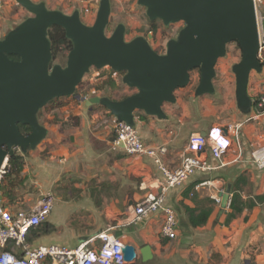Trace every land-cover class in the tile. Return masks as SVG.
Returning <instances> with one entry per match:
<instances>
[{
    "label": "crops",
    "instance_id": "crops-1",
    "mask_svg": "<svg viewBox=\"0 0 264 264\" xmlns=\"http://www.w3.org/2000/svg\"><path fill=\"white\" fill-rule=\"evenodd\" d=\"M260 59L264 61V51ZM253 78L251 72L250 88ZM254 81L255 88H264V65L261 72H256ZM257 93V90L253 95L249 93L253 102ZM90 96L93 95L86 98ZM68 101L41 109L38 118L47 130L46 136L35 149L25 154L19 152L25 162L22 181L9 186L13 200L2 197L12 210L30 208L42 194L52 193L56 197L47 220L30 236L33 245L74 246L93 233L115 226V233L138 250L140 264H264V201L246 209L229 224L224 222L229 207L219 215L224 183L225 188L229 182L232 186L240 174L247 176L242 191L244 200L264 193V160H257V150L264 146V107L252 109L249 114L240 111L237 127L242 128L241 145L231 146L221 159L208 151L212 170L197 172L180 187H164L162 172L154 158L129 155L123 147L115 146L117 119L104 106L86 107L78 95L73 102ZM174 103L164 104L163 119L142 111L135 113V125L145 144L166 146L162 159L170 169L177 168L186 154L189 132L193 129H188L189 125L201 126L199 131L207 133L215 126H227L210 124L205 115L201 120H191L186 104L184 114L175 121ZM4 183L8 181L5 179ZM151 191L163 194L166 204L176 210L175 239L160 234L161 215L150 216L136 225H121L128 205ZM209 198L215 203L208 221L192 226L186 207L211 206L209 201L205 203ZM145 245L151 247L152 257L143 261L141 250Z\"/></svg>",
    "mask_w": 264,
    "mask_h": 264
},
{
    "label": "water",
    "instance_id": "water-1",
    "mask_svg": "<svg viewBox=\"0 0 264 264\" xmlns=\"http://www.w3.org/2000/svg\"><path fill=\"white\" fill-rule=\"evenodd\" d=\"M16 1L32 16L0 38V166L10 156L38 146L47 133L38 119L39 111L53 99L74 94L92 67L108 66L123 73V83L136 92L120 100L95 95L83 99L86 107L100 104L117 120L135 125L137 111L165 118L164 104L176 102V90L189 84L196 68L200 80L195 95L214 94L216 64L226 55L227 45L236 41L242 49L241 60L232 67L237 107L243 114L252 110L250 75L263 69L253 0H137L147 8L150 20L160 19L165 25L185 23L177 38L169 40L164 54L143 36L127 41L124 24L107 35L110 0H101L92 25L82 22L78 11L67 15L48 9L43 2ZM54 25L63 27L73 41L66 66L51 64L47 30ZM21 123L30 126L29 134L21 132ZM221 129L227 132V126ZM201 133L207 135L205 130ZM231 188L229 182L221 192L219 215L230 205ZM123 251L128 260L137 256L132 244H126ZM141 254L143 261L150 259L151 247L145 245Z\"/></svg>",
    "mask_w": 264,
    "mask_h": 264
},
{
    "label": "built area",
    "instance_id": "built-area-1",
    "mask_svg": "<svg viewBox=\"0 0 264 264\" xmlns=\"http://www.w3.org/2000/svg\"><path fill=\"white\" fill-rule=\"evenodd\" d=\"M258 22L260 55L264 51V0H253ZM259 107H264V97L259 99ZM115 146L123 147L129 155H147L155 159L163 175L164 187H180L197 172L213 169L207 153L210 151L216 159H221L227 149L240 146V133L236 126L227 125V132L221 126L210 129L207 135L200 131L189 136L186 154L181 164L174 169L165 166L162 156L167 152L164 145L148 147L136 125L116 120L114 126ZM261 150H257L259 159L264 160ZM261 156V157H260ZM9 172L8 161L0 166V197L2 184ZM207 183V182H204ZM52 193L42 194L30 208L14 209L0 199V264H140L137 256L128 260L123 248L126 243L110 226L80 240L74 246L65 244L33 245L30 236L45 222L55 205ZM161 215L160 234L175 239L178 234V216L176 210L166 204L163 194L151 191L136 203L128 205L121 220L122 226H132L144 219ZM120 225V224H119ZM117 225V226H119Z\"/></svg>",
    "mask_w": 264,
    "mask_h": 264
},
{
    "label": "rangeland",
    "instance_id": "rangeland-1",
    "mask_svg": "<svg viewBox=\"0 0 264 264\" xmlns=\"http://www.w3.org/2000/svg\"><path fill=\"white\" fill-rule=\"evenodd\" d=\"M37 3L43 2L51 10H59L67 15L75 11L80 13L82 22L92 25L95 22L96 15L101 0H33ZM111 13L110 21L106 28L107 35H111L118 24H124L126 28L125 39L130 41L136 37L143 36L148 39L152 47L160 54L167 50V43L171 39H176L179 31L185 26L184 22L171 23L165 25L162 20L156 19L152 26L151 20L147 15V8L140 5L137 0H110ZM32 14L16 0H1L0 9V38L4 37L9 31L15 29ZM155 29V30H153ZM68 52H65L67 55ZM242 58V49L238 42L233 41L227 45L226 55L220 58L216 64V76L214 78L215 93L195 95L196 87L200 80V69L196 68L191 71V79L187 86L179 88L175 92L177 98L174 107V120L178 121L184 114L183 105H188L187 112L191 113V120L197 121L202 116H207L210 124L226 123L234 128L239 124L241 113L237 107L235 88L236 77L232 70L234 64ZM66 58H61L60 63H65ZM113 74V75H112ZM254 78L252 86H249V93L253 95L257 90L254 98L264 97V88H255L256 71H252ZM113 78L117 80L116 86H110L108 81ZM136 92L122 81V74L111 72L108 66L103 68L92 67L83 77L81 83L77 86L72 95L59 97L58 103L64 104L72 101L74 96L78 95L87 97V95L114 96L119 97L124 94L129 95ZM73 102V101H72ZM173 103H170V105ZM47 107V105L45 106ZM44 107V108H45ZM176 114V115H175ZM184 118H187L184 116ZM190 118V117H188ZM176 123V122H175ZM204 124H202L203 126ZM189 125L188 129L191 135L199 132L201 126ZM242 130L239 129V133ZM242 132V131H241ZM209 186V185H208ZM225 188V183L222 190ZM31 199H34L32 197ZM207 204V200L205 199ZM209 203V202H208ZM214 205V204H213Z\"/></svg>",
    "mask_w": 264,
    "mask_h": 264
},
{
    "label": "trees",
    "instance_id": "trees-1",
    "mask_svg": "<svg viewBox=\"0 0 264 264\" xmlns=\"http://www.w3.org/2000/svg\"><path fill=\"white\" fill-rule=\"evenodd\" d=\"M155 20H151L152 26L154 25L155 28ZM155 30V29H153ZM47 36L51 42V51H52V60L51 64H60L61 66H66L67 65V55H65V52H68L73 48V41L67 37L66 31L63 27L59 25H54L50 27L47 30ZM158 52V51H157ZM159 53V52H158ZM11 58L14 59H19L17 55H10ZM61 58H66L65 63H60ZM264 65V61L262 62ZM113 72V71H112ZM114 73V72H113ZM113 75V74H112ZM117 80L111 78L108 83L110 86H116ZM130 95V94H129ZM128 95L124 94L118 98H113L111 95H108L109 98L115 99V100H120ZM58 99H53L50 101V103L47 104V106L51 104H56V105H61L58 103ZM253 110H260L262 109L259 107V99L254 98V102L252 105ZM41 111V110H40ZM39 111V112H40ZM39 115V113H38ZM139 116H141L140 113H138ZM21 132L24 135H27L30 133L31 128L29 125L26 124H20L19 125ZM9 164V172L5 176V179L8 181V184H2V195L5 198H8L9 200H13L14 196L10 193V185H18L22 181L21 173L24 169V156L22 154L16 153L12 156L9 157L8 160ZM4 179V180H5ZM247 184V176L246 174H240L233 182L231 192H232V197L229 205V210L226 212V217L224 222L226 224H229L232 220H234L236 217H238L240 214H242L246 209L251 210L253 209L257 203H260L264 201V193L260 195H256L254 198H251L249 200H244L242 196V191L244 186ZM211 206L208 207H198V208H191V207H186V212L189 214V221L192 226H199V225H204L207 221L209 216L211 215V212L213 211V206L212 204L215 203L214 199H207ZM40 227V226H39ZM38 227V228H39ZM34 230L35 234L39 229ZM43 229L40 228V231ZM33 231V232H34Z\"/></svg>",
    "mask_w": 264,
    "mask_h": 264
},
{
    "label": "flooded vegetation",
    "instance_id": "flooded-vegetation-1",
    "mask_svg": "<svg viewBox=\"0 0 264 264\" xmlns=\"http://www.w3.org/2000/svg\"><path fill=\"white\" fill-rule=\"evenodd\" d=\"M150 43V42H149ZM151 45V44H150ZM152 46V45H151ZM161 54H164V53H161ZM109 68H111V67H109ZM114 72V73H119V72H116V71H114L112 68H111V72ZM120 74H122V77H123V73H121L120 72ZM81 83V82H80ZM213 83H214V80H213ZM215 86V85H214ZM249 89V88H248ZM93 96H95V95H93ZM99 96V95H98ZM82 97V96H81ZM90 97H92V96H90ZM90 97H88V98H90ZM83 99H85L86 97L84 96V97H82ZM39 119V118H38Z\"/></svg>",
    "mask_w": 264,
    "mask_h": 264
}]
</instances>
